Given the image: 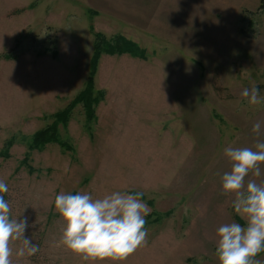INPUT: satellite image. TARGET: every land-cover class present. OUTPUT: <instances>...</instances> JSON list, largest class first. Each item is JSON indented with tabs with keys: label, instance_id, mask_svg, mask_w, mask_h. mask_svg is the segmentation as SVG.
<instances>
[{
	"label": "rangeland",
	"instance_id": "obj_1",
	"mask_svg": "<svg viewBox=\"0 0 264 264\" xmlns=\"http://www.w3.org/2000/svg\"><path fill=\"white\" fill-rule=\"evenodd\" d=\"M88 1L0 0V179L11 216L28 218L25 236L39 247L18 256L22 242L12 241V264H220L216 229L245 225L234 194H222L220 175L231 170L223 149L264 139V126L259 137L251 130L264 122V102L241 95L256 87L264 98V0H155L143 30L93 17ZM92 25L147 57L102 55L96 119L88 123L79 104L59 124L68 147L30 150L34 133L85 87ZM28 152L33 171L20 164ZM261 170L245 185L264 182ZM113 191L144 193L146 243L123 259L85 260L62 242L55 196ZM261 253L254 260L264 264Z\"/></svg>",
	"mask_w": 264,
	"mask_h": 264
},
{
	"label": "clouds",
	"instance_id": "obj_2",
	"mask_svg": "<svg viewBox=\"0 0 264 264\" xmlns=\"http://www.w3.org/2000/svg\"><path fill=\"white\" fill-rule=\"evenodd\" d=\"M241 95L250 105L264 102L256 87L245 88ZM262 126L264 122L257 121L251 130L259 137ZM223 154L231 162V170L220 175L222 194H234L231 206L245 225L236 221L221 224L216 229L215 252L220 264H259L253 258L264 251V182L250 179L245 185V178L262 174L264 139H258L254 147L227 146ZM8 192V184L0 179V264H12V241L22 242L16 250L18 256L39 250L25 236L28 218L11 216V203L5 198ZM143 196L139 191H113L102 198H93L88 192L57 194L54 205L64 220L63 244L85 260L127 257L146 243L149 209Z\"/></svg>",
	"mask_w": 264,
	"mask_h": 264
},
{
	"label": "trees",
	"instance_id": "obj_3",
	"mask_svg": "<svg viewBox=\"0 0 264 264\" xmlns=\"http://www.w3.org/2000/svg\"><path fill=\"white\" fill-rule=\"evenodd\" d=\"M89 11L93 16L94 12L91 10ZM91 30L92 34H94V51L90 59V71L85 87L74 97L66 108L58 110L53 114L55 119L51 125L46 128H41L34 133L28 146L30 150H41L43 147H46L51 143H58L62 147H68L67 142L61 140V137H59V124L62 123L66 125L68 123L70 113L79 104H82L85 110L88 123H91L92 120L96 119V106L103 98V92H98L95 85V76L98 72L99 62L102 55L108 54L120 56L129 54L132 57L142 59L147 57L146 50L144 48H141L137 42L125 37L122 34H115L110 37L106 33L96 31L93 25ZM54 55L56 54L54 53ZM9 56L10 54L5 55L6 58ZM29 161L28 152L21 160L20 164L26 165L29 171H33V167L29 164ZM258 255L260 254L258 253L256 256Z\"/></svg>",
	"mask_w": 264,
	"mask_h": 264
},
{
	"label": "crops",
	"instance_id": "obj_4",
	"mask_svg": "<svg viewBox=\"0 0 264 264\" xmlns=\"http://www.w3.org/2000/svg\"><path fill=\"white\" fill-rule=\"evenodd\" d=\"M88 3L92 6L89 10L94 12L93 17H101L104 15L107 18V22H112L114 26H116V18H119V20L126 23L127 26H138L141 27L142 30L143 28L148 29L147 26H150L152 22L147 25L146 19L151 21L150 19L154 20L153 18L155 16V0H98L96 1L97 4L95 0H91V2L88 1ZM147 5L148 7L146 10ZM149 6L151 7V12H149ZM142 8L146 10L143 15ZM143 16H145L146 19ZM112 28L113 26L107 28L108 33H113L110 31Z\"/></svg>",
	"mask_w": 264,
	"mask_h": 264
}]
</instances>
